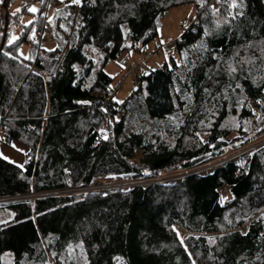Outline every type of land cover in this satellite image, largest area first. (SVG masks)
<instances>
[{
    "label": "trees",
    "instance_id": "trees-1",
    "mask_svg": "<svg viewBox=\"0 0 264 264\" xmlns=\"http://www.w3.org/2000/svg\"><path fill=\"white\" fill-rule=\"evenodd\" d=\"M18 1L21 12L10 14ZM35 1L38 18L22 23ZM47 1L8 0L7 15L0 10V46L8 19L0 149H26L24 166L0 155V196L186 170L264 134V0H80L71 39L63 24L73 6L51 0L54 47L44 49L36 76L30 68ZM186 4L196 6V23L120 103L106 64L149 45L169 11ZM176 229L192 236L182 241ZM194 262L264 264V146L172 184L0 207V264Z\"/></svg>",
    "mask_w": 264,
    "mask_h": 264
},
{
    "label": "rangeland",
    "instance_id": "rangeland-1",
    "mask_svg": "<svg viewBox=\"0 0 264 264\" xmlns=\"http://www.w3.org/2000/svg\"><path fill=\"white\" fill-rule=\"evenodd\" d=\"M1 1V0H0ZM5 1V0H4ZM61 2L57 5L56 8L62 9V7L73 6V11L69 14L70 23H64L63 34L66 35L69 39H71L74 35V31L79 23V14H78V6L80 4L76 2V0H60ZM4 4V2H3ZM215 11H219V7L216 3L211 6ZM35 8L36 11L33 12L30 9ZM40 2L35 1L34 4L28 8V11L24 13L22 23L29 24L30 22L36 20L39 16ZM53 9V8H52ZM51 9V10H52ZM3 15H7V9H3V5L0 7ZM8 11L10 14H16L21 12L20 1L16 3H11L8 6ZM2 15V16H3ZM52 11L49 13V20L51 19ZM197 20V9L194 4H186L182 6L175 7L171 9L165 19L161 21V27L159 29V36L147 45L145 48L138 51H131L130 53L123 55L117 61H111L105 66V71L113 78V96L120 103L129 99V97L134 92L136 85L135 78L143 71H152L160 66H162L166 61H169V55L175 54L177 44L176 42L181 39L184 32L190 28L192 25L196 23ZM4 34V33H3ZM46 39L48 44L44 47L45 50H51L54 47L53 41L50 39L49 35H46ZM29 50V45L25 44L22 47V53L27 54ZM43 55V54H42ZM41 55V57H42ZM100 62H103V56H100ZM137 83V82H136ZM261 106H264L261 104ZM261 107L258 108V114L255 118L260 114ZM236 136V133L232 134V138ZM257 141L252 143L251 145L240 149L239 151L230 150L228 155L239 156L242 153L250 150V146L253 148H259L264 146V134L255 138ZM262 144V145H260ZM258 146V147H257ZM25 153L26 149L18 144H14L12 148L2 147L0 149V155L5 160L14 163L18 166H24L25 164ZM143 157L142 152H138L137 161H139ZM183 170H177L173 172L163 173L158 176L146 175L141 180L135 181H127V182H104V184L109 183H124L127 185L134 186L135 184L141 183L143 186H150L156 183H164V184H172L179 182L183 179L182 177ZM102 184L101 186H103ZM227 194L223 192L222 201L226 204ZM178 230L181 235L180 238L182 241H185L190 233ZM198 237V235H193ZM208 239L213 242L214 237L216 235H207ZM194 264H197L194 262Z\"/></svg>",
    "mask_w": 264,
    "mask_h": 264
},
{
    "label": "built area",
    "instance_id": "built-area-1",
    "mask_svg": "<svg viewBox=\"0 0 264 264\" xmlns=\"http://www.w3.org/2000/svg\"><path fill=\"white\" fill-rule=\"evenodd\" d=\"M52 3L51 0H48L47 3L44 5V12H43V21H42V26L40 31L37 33V36L35 38V58L34 61L32 62L31 68H30V73L36 76L41 75V69L39 67V61L40 57L44 51V47L47 45V39L46 35L48 34V20H49V13L51 11ZM138 81L136 78L135 83ZM114 95V94H113ZM260 104H263L261 102ZM258 113V109H257ZM257 141L254 139L250 144L238 148L237 150L239 151L242 148H245L252 143ZM264 144V143H263ZM262 145V144H260ZM255 147V146H253ZM250 146V150H253V148ZM258 147V146H257ZM249 150V151H250ZM247 152V151H246ZM237 157V156H236ZM235 156L231 155H224L222 157L213 159V160H206L192 168L186 169L182 171V177L190 176L196 173H202L205 171H210L211 169L215 168L216 166L225 163L229 160H233L236 158ZM104 183H96L93 185H85V186H79V187H71L67 189H56V190H49V191H41V192H30V193H25V194H19V195H11V196H0V207H5V206H10V205H15L18 203H31L36 200H43V199H48V198H55V197H70L74 195H79V194H90V193H98V192H105V191H110V190H115L119 188H128L131 187L132 185H127L124 183H109V184H104ZM139 185H142L141 183H138ZM143 186V185H142Z\"/></svg>",
    "mask_w": 264,
    "mask_h": 264
},
{
    "label": "water",
    "instance_id": "water-1",
    "mask_svg": "<svg viewBox=\"0 0 264 264\" xmlns=\"http://www.w3.org/2000/svg\"><path fill=\"white\" fill-rule=\"evenodd\" d=\"M7 1L8 0L4 1V4H3V9L4 10L7 9ZM7 29H8V19L6 17L5 18V27H4L3 39H2V42H1V46H0V53L3 51L4 45H5V41H6V38H7Z\"/></svg>",
    "mask_w": 264,
    "mask_h": 264
},
{
    "label": "snow or ice",
    "instance_id": "snow-or-ice-1",
    "mask_svg": "<svg viewBox=\"0 0 264 264\" xmlns=\"http://www.w3.org/2000/svg\"><path fill=\"white\" fill-rule=\"evenodd\" d=\"M76 2L77 3H79L80 2V0H76ZM232 7H237V5L236 4H233L232 5ZM31 11H33V12H35L36 11V9L35 8H32V9H30ZM105 139H107V137L105 136Z\"/></svg>",
    "mask_w": 264,
    "mask_h": 264
}]
</instances>
